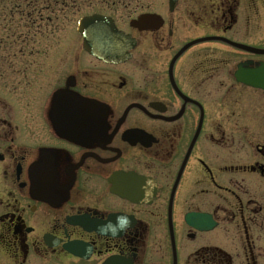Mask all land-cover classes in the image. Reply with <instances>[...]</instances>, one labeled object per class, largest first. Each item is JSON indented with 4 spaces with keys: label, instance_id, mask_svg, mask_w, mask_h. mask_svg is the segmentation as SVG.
Returning a JSON list of instances; mask_svg holds the SVG:
<instances>
[{
    "label": "flooded vegetation",
    "instance_id": "af4514ba",
    "mask_svg": "<svg viewBox=\"0 0 264 264\" xmlns=\"http://www.w3.org/2000/svg\"><path fill=\"white\" fill-rule=\"evenodd\" d=\"M118 1L0 55V264H264V0Z\"/></svg>",
    "mask_w": 264,
    "mask_h": 264
},
{
    "label": "rangeland",
    "instance_id": "374dc122",
    "mask_svg": "<svg viewBox=\"0 0 264 264\" xmlns=\"http://www.w3.org/2000/svg\"><path fill=\"white\" fill-rule=\"evenodd\" d=\"M102 1L107 2L65 0L62 4V0H0V43H8L0 50V55H18L17 45L9 43L20 40L27 43L28 35L30 41L36 43V54L60 49L63 43H76L79 39L75 31L78 17ZM141 1H118L115 15L123 20L133 16L141 11Z\"/></svg>",
    "mask_w": 264,
    "mask_h": 264
},
{
    "label": "water",
    "instance_id": "95a60500",
    "mask_svg": "<svg viewBox=\"0 0 264 264\" xmlns=\"http://www.w3.org/2000/svg\"><path fill=\"white\" fill-rule=\"evenodd\" d=\"M173 1L169 0L170 4ZM156 17L158 18L156 14L142 13L137 15L136 18L131 19L130 25L139 29L158 27L160 21H156ZM76 31L82 35L84 43H110L115 52L112 55L116 58H121L123 55V53H119L122 49L120 44L127 40H134L129 34L119 30L111 17L97 13L80 17L77 21ZM223 40L229 43H236L227 39ZM244 47L248 48L246 46ZM87 48L90 50L89 47Z\"/></svg>",
    "mask_w": 264,
    "mask_h": 264
}]
</instances>
